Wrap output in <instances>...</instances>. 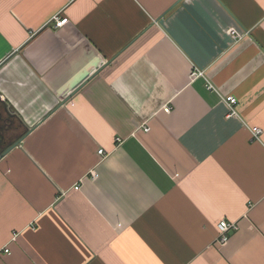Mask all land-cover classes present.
Segmentation results:
<instances>
[{
    "label": "crops",
    "instance_id": "obj_1",
    "mask_svg": "<svg viewBox=\"0 0 264 264\" xmlns=\"http://www.w3.org/2000/svg\"><path fill=\"white\" fill-rule=\"evenodd\" d=\"M23 134L0 264H264V0H0V136Z\"/></svg>",
    "mask_w": 264,
    "mask_h": 264
},
{
    "label": "built area",
    "instance_id": "obj_2",
    "mask_svg": "<svg viewBox=\"0 0 264 264\" xmlns=\"http://www.w3.org/2000/svg\"><path fill=\"white\" fill-rule=\"evenodd\" d=\"M67 22V18L63 17V18H55V26L56 27H60L62 26L63 24H65ZM230 35L235 38V37H238L239 36V33L238 31L236 30H231L230 31ZM203 74V71L202 70H198L197 68L193 67L191 69V72H190V75L191 77H194V76H201ZM225 102L227 104V108L229 110V114H236V111H235V106L237 104V99L233 96V95H228L225 97ZM163 109L168 112L171 107L168 106V105H165L163 106ZM140 128L147 132L149 130V127L146 125V124H142L140 126ZM252 131V135L253 137L255 138H258L259 136V132H260V129L257 128V127H254L251 129ZM116 141L119 143L121 142V139L120 138H116ZM98 154L101 155L103 154V150L100 148L98 150ZM95 172H91V176L92 177H95ZM75 189H78L79 186H74ZM238 228V225L236 222H228L226 220H221L218 224V235H217V238H216V241L219 242V243H225L229 237V234L231 231H235L236 229ZM15 238V234H13V239ZM5 252H8V249H5Z\"/></svg>",
    "mask_w": 264,
    "mask_h": 264
},
{
    "label": "water",
    "instance_id": "obj_3",
    "mask_svg": "<svg viewBox=\"0 0 264 264\" xmlns=\"http://www.w3.org/2000/svg\"><path fill=\"white\" fill-rule=\"evenodd\" d=\"M29 131V130H28ZM27 131V132H28ZM26 132V133H27ZM26 134H23L21 136H19V138H17L16 140L12 141L10 144H7L6 146H4L3 148H1V152H0V159L8 152L10 151L13 147L17 146L20 141H22V139L25 137Z\"/></svg>",
    "mask_w": 264,
    "mask_h": 264
},
{
    "label": "trees",
    "instance_id": "obj_4",
    "mask_svg": "<svg viewBox=\"0 0 264 264\" xmlns=\"http://www.w3.org/2000/svg\"><path fill=\"white\" fill-rule=\"evenodd\" d=\"M5 137H7V136H3V135H1V136H0V142H5L6 144H8V142H7V140L5 139ZM11 142H12V141H10L9 144H10Z\"/></svg>",
    "mask_w": 264,
    "mask_h": 264
}]
</instances>
